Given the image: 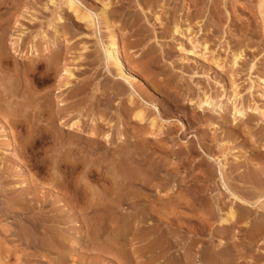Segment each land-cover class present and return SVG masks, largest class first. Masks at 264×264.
<instances>
[{"label": "rangeland", "instance_id": "374dc122", "mask_svg": "<svg viewBox=\"0 0 264 264\" xmlns=\"http://www.w3.org/2000/svg\"><path fill=\"white\" fill-rule=\"evenodd\" d=\"M80 1L83 3V6L85 8L93 11L96 26L95 29H91L85 26L84 27L82 26L80 29H78L73 25L72 21L69 19L63 22V26L64 25L66 26L64 28L65 29L69 28V31L64 29V31L66 32L68 31L66 37L64 38L68 39V41L65 42H67L66 45H68L70 49L69 51H67L66 48L63 47V49L61 50L62 59L60 60V69L58 71V74L61 72V69L67 65H69V67L72 68L76 67L77 69L78 68L80 69L82 67L84 69V72L82 68H81L82 70L79 69L78 70L76 69L77 71L75 70L77 79H73L74 80L73 88L76 89L81 87L82 85H85L87 90L85 89V91H83L82 94L80 93L79 95H75L73 89L65 91L64 95L59 94L60 91L57 90L58 88L57 86H59V83L61 82V80H63V77L61 75H58L54 71L48 70L45 67L36 71L34 75L31 76L29 75L28 78L34 81L33 84L36 89L37 100L42 101L47 94H49V97L54 98L56 103L57 101L59 102V100H64L63 102L67 103L65 104L67 105L69 113L71 114V116H73L71 120L77 119L79 115H82L83 116L82 121L88 122V125L86 126V130H85L87 132L89 131V125L91 123L90 119L91 117H93V114L96 113L95 111L97 107L101 105L100 107H102L103 109L102 104L99 101H96V99H98L99 97L103 98V96H105L104 93L107 89V86L115 89L117 87L115 83V77L109 74L100 64L102 62L100 61L101 54L98 53V49L100 48L101 41L105 35V30L99 17L102 7V0H80ZM109 1L112 2V7L110 8V11L116 17L115 26L118 29V31H120L122 37V47L124 49V52L126 53V55H128L131 64H133V67L136 70H138L140 76L142 75L141 76L142 78H144L145 76V81H147L148 86L145 84L146 83L145 82L143 83L144 87L142 85L138 88L140 95L146 101L150 103L151 102L156 103L157 106L159 105L158 107H160L159 108L160 112L158 113V111H155V113L157 115L159 114L160 118H163V120L167 121L166 123L167 128L170 126L171 128H174V130L176 128V132H174L175 135L173 134L171 136H166L167 137L166 141L168 142L167 143L165 141L167 148L168 149L172 148L173 150L176 151L180 147L185 149V145H188V143L189 144L193 143L195 146L197 145L196 147H198L199 148L198 150L200 151L198 152L199 154L196 155L195 159L193 157H187L184 160L185 156H183L184 158H182L180 156H176L173 154L172 156L164 157L167 165L169 163L170 166L169 165L168 166L173 168L171 169L168 168L167 166L168 169L166 168L165 170L160 171L159 172L160 174L157 173H156L157 175L150 174L152 175L153 183H156V186H158L160 182L162 183V180L165 177V175L169 174L171 171L172 173L174 172V174L176 173L178 175L177 182H179L185 177L190 179L189 175L191 174V172H193L194 169L196 173H201L200 169H202L203 170V172L201 173L202 177L207 176L206 172L208 168L209 167L212 168L213 166L211 167V165L206 163L207 162L206 150H204L203 152V149H200V144L203 146V142L200 139L201 137L200 134L203 130H206L208 132L211 131L209 133H212L214 137L216 136L215 138H217V142H215V146L223 145L225 146V149L228 150V151L226 150V155L228 157L227 161H224V158L222 157L219 158V160H221L224 163L229 162L228 167L230 166L229 167L230 169L234 168L237 163L242 164L243 172L236 171L235 173H237L238 175H242V174L245 175L247 173L253 174L254 171L258 174L264 172V167H263L264 165L262 163L264 161V151H263L264 150V116L262 118L256 117L255 114L257 115V113H255L254 114L255 118L251 122H246L244 124L241 123L240 124L241 128L239 130L235 129L233 124L234 123L233 112L235 108L234 105H238V107H242V106L246 107L247 105H248L247 107H251V108L253 106L259 107L260 109H262V111L260 110V113L264 114V4H263L264 0L263 1L262 0H192L193 1L192 3L190 0H155V2L149 3L150 5L144 4L143 0H128V1L109 0ZM14 2L13 0H5V3L0 5V18L4 19L5 17V19H7L6 24L9 25V26H7L6 24L4 25V27L6 28L8 27L7 30L5 29L6 46L8 47V49L12 48L13 42L19 37V33H22L23 40H22L21 53L23 54L26 53V50L28 52V48L29 45H31V41H34L35 44L36 43L39 44L40 38L34 39V37L41 31L47 30V26L50 23L51 19L53 18V15L57 11V8L52 6L50 10H44L43 5L47 3V0H21L20 8L15 9ZM6 3L7 4L9 3L10 5L9 4L6 5ZM13 9L14 11H11ZM158 12H160L159 14L163 15V17L162 15L160 16L161 19H163L162 20L163 24L165 23L163 26L153 25L155 21L153 19L154 14L152 13H158ZM174 12H176L175 13L176 15L174 14ZM173 15L175 16L174 19L177 18L178 20L177 21L175 19L178 22L177 24H179L180 26L182 25L184 27L183 29V27L181 26L183 30L186 29L185 27H187L186 24L188 23L191 24V30L188 33L186 32V34L184 33L182 36L174 35L175 37L173 36L172 32L171 33L166 32L168 35L164 33L165 29H167L171 25L173 21L171 17H173ZM8 18L11 19L8 21ZM188 19H190V21H187ZM136 21L138 24L136 23ZM135 23L137 26L135 25ZM166 25L167 28L165 27ZM172 26L173 24L170 27ZM163 27H165V29H163ZM138 31H140V34H138ZM169 33L172 36H170ZM139 38L141 39L142 44L141 42L135 43L136 41H138ZM203 38L207 39L206 40L208 43L207 45H209L210 51L212 53H210L207 58H204V61L203 59L199 60L197 58L196 60L192 56L193 54L192 55L191 53L189 54L188 51H190L193 48L194 42L195 43L197 41L203 42L200 40V39L203 40ZM240 42L244 44L243 49H246V53H245L246 56L243 57L244 62H241L240 65L238 66L239 72L236 69L237 67H235L238 73L235 76L234 75L236 73L234 71L235 69H233L230 62L232 59L231 58L232 54L237 50V44ZM28 43L30 44L28 45ZM134 43L139 44V46L134 45ZM83 45L87 47V50L85 49L86 51L82 49ZM182 45H184V48L186 49L187 52L181 51L179 49L181 48ZM198 50H200V48H198ZM80 54L84 55V57L83 55L81 57L82 61L79 60ZM16 57L18 58L17 60L18 62H16L15 59L11 57L4 60L3 68L6 71V77L10 76L12 78V83L18 84V88H19L23 86L25 82V75H24L25 66L23 65V63L27 64L30 58H28L27 56L20 57L17 55ZM217 57L218 59L220 58L221 60L217 61ZM145 64L149 67V68L147 67L149 71L148 70L145 71V69L143 70L142 67ZM155 82L158 83L157 85H159L160 83L161 89L164 93L162 91H161L162 93L160 92L161 89H158L156 87L157 85ZM233 83H235V85L238 86V91L241 92L240 97L238 98L236 104H235L236 101L233 100V98L231 100L230 99L228 100L230 94L235 88L234 87L235 85H233ZM151 84L155 85V87L153 88ZM109 87L108 89L111 90V88ZM97 88L100 90V92L99 91L97 92L98 98L94 97L95 90ZM115 89H113L112 91H114ZM109 90L108 92L113 93L112 91ZM17 91L19 90H16L14 92L16 93ZM203 91L208 95H210L212 98H214V102H213L214 105L212 104L213 107L210 106L209 109L206 108L208 112L206 111L205 117L207 118H204L206 120L208 119L210 120V118H212L211 119L212 121L210 120L209 125L208 123L206 125V122H202L192 126L191 125L193 121L192 115L194 111L198 110L200 111V113H202V111L198 108V104H199V100L203 96ZM117 92L118 91L116 90L114 93ZM165 93H167V96H170L171 99H169V97H167ZM140 95H139V99H141ZM14 96L11 95L6 96L8 97V99L11 100L12 105L15 100ZM125 96L126 95L124 94L122 95L120 94L117 98H114L113 102H115V104L112 103L111 114L114 117L113 116L111 117L113 123H116V125H119L121 123L118 116L123 113L122 107L124 102L122 98H124ZM171 100L173 101L178 100L179 103L177 105H173L172 103H170ZM223 104L226 107H228L227 116L229 119L226 123H224L222 119L219 118L220 112L217 111L218 105H223ZM186 106L188 108H186ZM149 109L151 110L150 107ZM35 111H36L35 112L36 115L40 114L39 110L36 109ZM42 116L44 119L43 124H46L48 114L43 113ZM59 123L60 122H58V125L60 126ZM13 124L14 125L12 126H14L16 133V141L14 142L13 145L14 154L12 156H9L10 160H7L9 161L8 163H6L7 162L6 160H4L2 161L1 164L0 161V168L2 167L3 169V171L0 174L2 175L0 176L1 178L0 187L2 184L5 185L6 182H9L10 186L7 185V190H10L9 191L10 197L19 196L20 198L24 199L23 200L24 202H28V201L26 199L27 198L26 195L23 194V190L30 186H32L31 187L32 189H35L34 192H36V196L38 195L37 198H40L44 195H49L48 203L47 202L43 203L41 200L36 203L35 202L30 203L34 207V211H35L34 214H37L36 217L38 219L37 218L36 219L40 221L37 223L39 226L42 225L41 226L42 228H44L45 225L44 220L48 219V217L50 218L52 217L54 220V224L52 227L53 229L59 232H64L65 230V232L67 233L68 231H71V230L66 231L67 227H69V225L66 222L67 220L68 221L72 220L73 222L79 221V223L84 224L83 225L85 226L84 231L88 232L89 227L87 221L92 219L91 217L93 216V213H90L89 211L86 210V207L88 206L86 202H88L89 198L88 197H85V199L84 197H81L80 199H78L77 197L75 198L73 194V190L75 189L76 184H78L79 186H84L85 189L87 188L86 191H88L89 193H93L95 195V199L99 195V197H101V199L103 200V203H106L110 200L116 201L118 199L117 198L118 195H120L121 193L120 189L123 187V185L120 188L117 187V191L115 190V194L112 195L113 197L109 194L108 190L112 188V184H111L112 175H116L118 181L121 180L120 178H118L115 167L112 166V164L109 165L110 163L109 161H111L112 156L115 152L116 154L118 152H121L120 148H118L115 145L110 146L102 137H99L98 139L96 138L97 140L96 139L95 140L97 141V145H94L92 141L86 139L87 136L89 135L85 133L83 134L84 139L82 138L78 142L75 140V137L73 135H69L68 133L69 131L64 130L65 131L64 133L59 132V134L49 135L45 142L37 144L32 148H30L28 151H26L24 153L26 156L24 157L22 150H23L24 138L26 136V130L23 127V125L20 123L13 122ZM183 126L184 128L187 129L186 134H183L181 131L179 132L180 128ZM115 132L116 130H114V133ZM166 137H164V139ZM70 140L74 141V143L70 145L72 147L70 149L77 152L76 154L77 158L83 157L85 158L86 162H91V164L94 162L96 165L99 164V166L100 165L101 166L98 169L93 167L94 172L90 173L87 171L88 165L86 166L84 162H80L78 166L77 165L68 166V167L62 166L61 171H59L57 166L59 164L60 157L63 154H66L67 149H69L68 143ZM215 146L214 149H216L215 151L218 153L219 148ZM253 147H255V151L257 150L256 152L255 151L253 152ZM123 150L126 151V149ZM19 152L22 153L21 156H18ZM173 152L171 151V153ZM3 154H6L5 150ZM6 159L8 158L6 157ZM236 159H238V161H236ZM199 160H201L204 163L202 162L198 163ZM16 162L18 163V165L21 164L24 165L26 168L27 167L31 168V169L29 168L30 170L27 168L29 170L30 173L29 176L31 178V183H29L30 185L29 184L26 185L22 183L24 177H21L19 175V169L17 168L18 165ZM197 164L198 166L195 167V165ZM32 165H34V167ZM206 165L208 166L206 167ZM8 167L10 168L9 173H11L13 177L9 178V181H6L5 180L6 176L10 175L9 173H7V171L9 170ZM144 167L146 168L147 165H145ZM169 169L171 171H169ZM213 169L214 170L216 169V175L214 176L215 178L213 180H216L218 182L216 183L217 185L214 184L212 185L213 189L211 188V192H210L211 196H207V197L208 198L211 197L214 200V198H217L220 195L226 197V199L227 196H229L232 199L228 201H230V203L234 202L233 197H231L230 194H228V191L224 190L223 187L221 188V180L219 176H217V170L219 169V164L214 163ZM230 169L229 171H231ZM53 170H54V174H53ZM56 170L58 171V173ZM112 170L114 171L112 172ZM53 175L54 176L57 175L60 178L65 179L68 182L69 190L66 188H62L56 184H53L52 183ZM236 183L237 182H233L232 184H236ZM188 184L189 183H187V185L181 184L178 188V194L176 193L174 196L177 195L176 197H178V195L182 192V190L183 191L186 190V188L190 185ZM238 184L241 185V183L239 182ZM157 189L158 190L155 189V194L152 195L150 199L152 201L154 200L153 202L155 203V206L158 208L160 206L159 199H164V200H166V198L168 199V196L166 195L169 192L168 191L169 187L167 186L164 189H162L161 190L162 193H159L160 188ZM96 190L99 192L97 193ZM250 190H252V188H250ZM118 192L120 193L117 195ZM127 202H125L122 208L119 210V213H123V215L125 216V221L123 219H120L121 218L120 216L118 217L120 221L119 222L120 225H118L119 229H122L123 225H125L127 221L131 220L132 217L130 216H132V214L136 210L134 206L135 205L134 201L132 202V200H129ZM261 202L264 204V196L261 199ZM2 205H3V200L0 198V208L2 207ZM202 209L203 207L199 205L198 209H196L198 212L197 211L196 212L197 215L199 214V216L205 218L207 217L206 214H204L206 213L205 211L206 209L203 210ZM62 211L67 213V216L62 217L63 216L62 213H64ZM178 212H177L178 214L175 215V217L176 216L177 217L174 218V221H180L181 219L180 218L181 215H179L180 211ZM18 217L19 215L16 216V214L14 215L13 213H11V215L4 216L1 218L0 225L4 226V228L12 229L9 235L10 245L20 246L19 244L22 241L21 239H17L18 237L16 236L17 226L14 223H16ZM168 217L171 218L174 217V215L171 216L169 215ZM181 220H184L182 221L183 223L187 222V224L192 225L190 222L188 223V221H186L183 218ZM247 221L248 223L244 224V226L236 225L233 228L234 230L232 229L230 231L232 236L231 235L226 236L227 238H225V236L222 237L216 236L214 237L213 241L209 239V235H208L209 229L206 228V230L208 231L207 232L205 230L206 234L201 232L203 230L200 229L201 228L203 229V227L200 228V226H198L199 225L198 222H192L195 225L198 223L196 226L193 225V227L187 226V224L183 226V224L180 223L181 221L177 222L180 225L182 224L183 228L187 226V228L186 227L184 228L186 230L188 228L190 229L192 228L190 231H193L196 228V230L198 229V231L201 232V234L200 232L199 233L197 232L196 235H191V237L190 235L188 236L187 233L178 232L172 234V230H173L172 226H166L164 227V230L166 235L169 236L171 234L170 235L171 237L175 236L176 239L174 238L173 240L176 241V249L179 248L180 251L182 252L183 259L185 258L184 260L185 264H196L193 263L195 256H197V260L199 264H206L211 250H213L214 252L217 246H220V248L224 245L229 247L230 243L231 246L228 249L233 250L234 248L233 252L235 250H238L240 252L239 256H241L243 252L242 250L248 247L250 234L254 232L259 222L264 221V214L262 211L256 213L253 208V214L249 219L246 220V222ZM211 223L213 225L210 226V229L215 234L220 230L219 224L217 223V218L213 217ZM102 225L103 228L107 230L101 235V237L99 238V242L101 241L100 243L104 244L106 243V241L108 242L113 238V234L111 233L112 224H110L109 222L108 223L104 222L102 223ZM118 226L116 227L117 231H119ZM230 236L232 239L231 238L228 239V237ZM130 237H132V234H130ZM192 238L193 241H196L193 242L194 244L191 243ZM234 240L235 242L233 245L232 242ZM136 241L137 243H135ZM76 243H77V236L74 237L72 241L68 242V246L66 247L70 255L69 260L71 264H99L103 261L106 262V259L108 261L106 263L103 262V264H111L110 262L112 263L115 262L114 264H124V263H117L108 256L106 257L107 254H105L104 252H100V251H99L100 253L91 252V251L88 252L92 246L91 245L92 241L88 239L86 240V242L81 243L79 245H76ZM121 243H124V240H121ZM195 243L197 244L196 247H195ZM143 244L144 243L135 240L133 241L132 245L128 244L126 247L128 248L131 247V251H135V248L139 249ZM197 246H199V248ZM263 246H264V238H259L258 240H256L255 243L253 244V247L251 248L252 253L250 251L249 255L247 256L248 258L246 259L249 262L245 261L243 263L264 264V254L260 255L262 258H260L258 262L254 263L255 261L253 260L256 255L261 254V250H263ZM20 248L22 249L20 251L21 252L20 254L24 256V258L21 261L22 264H47V263L49 264L50 257L52 258L57 257L56 254L44 256L42 255L43 252H40L41 250L39 251L38 254L37 251H34L32 247L26 244L23 245V247L20 246ZM229 251L231 254H233L231 250ZM25 255L28 256L27 260L25 259L26 258ZM146 256H143L141 255V253L138 252L137 259H136V255L133 257V264H136L137 262L138 263L140 262L139 264H142L143 262L146 263L148 260ZM205 256H206V260H205ZM186 259L189 262L186 261ZM11 263L17 264V258L12 259Z\"/></svg>", "mask_w": 264, "mask_h": 264}, {"label": "bare ground", "instance_id": "6f19581e", "mask_svg": "<svg viewBox=\"0 0 264 264\" xmlns=\"http://www.w3.org/2000/svg\"><path fill=\"white\" fill-rule=\"evenodd\" d=\"M190 1L191 3L193 2L192 0ZM13 2L15 3V9L20 8L21 0H13ZM151 2L153 3L155 2V0H143V3L146 5ZM4 3H5V0H0V5ZM8 4L6 3V5ZM52 6L57 8V11L53 15V18L51 19L50 23L48 24L47 30L41 31L34 37V39L40 38L39 44L37 43L35 44L34 41H31V45H29L30 43H28L29 45L28 52L26 50V53H23V54L21 53L22 40H23L22 33H19V37L13 42L12 48L8 49V47L6 46V39H5L6 38L5 29L7 30L8 27L7 28L4 27V25L7 23V19H5V17L4 19L0 18V20L2 19L0 22V74H2L4 77V79H0V161H1V164H2V161L4 160L6 161L10 160L9 156H12L14 154L13 145H14V142L16 141V133H15L14 126H12L14 125L13 122L22 124L26 130V136L24 138V144H23V150H22L23 154L26 151H28L30 148H32L33 146L45 142L49 135L59 134V132L64 133L65 132L64 130H67L69 131L68 132L69 135H73L75 137V140L79 142L80 139L82 138L84 139L83 134L85 133L89 135L87 136L86 139L92 141L94 145H97L96 140L99 137H102L110 146L115 145L118 148H120L121 152H118L117 154L115 152L113 154L111 161H109L110 162L109 165L112 164V166L115 167L118 178H120L121 180L118 181L116 175H112V178H111L112 188H110L108 192L112 196L115 194V190L117 191V187L120 188L122 187V185L123 187L120 189L121 193L120 192L117 193V195L119 193L120 195H118L117 197L118 199L116 201L107 200L108 202L103 203V200L101 199V197H99V195L95 199V195L93 193H89L88 191H86L87 188L85 189L84 186H79L78 184H76V187L73 190V194L75 198L77 197L78 199H80L81 197H84L85 199V197H88L89 198L88 202H86L88 206L86 207V210L89 211L90 213H93V216L91 217L92 219L87 221L88 227H89L88 232L84 231L85 226H83L84 224L79 223V221L73 222L72 220L71 221L67 220L66 222L69 225V227H67L66 231L68 230H71V231H68L69 233L68 232L66 233L65 230L64 232H59L53 229L52 226L54 224V220L52 217L51 218L48 217V219L44 220V223H45L44 228L41 227L42 225L39 226L37 223L40 221L37 220L38 219L36 217L37 214H34L35 212L34 207L30 203L31 202L36 203L40 200L43 203L44 202L48 203L49 195H44L40 198H37L38 195L36 196V192H34L35 189H32L31 188L32 186L27 187L23 190V194L26 195L27 197L26 199L29 202L28 204V202H24L23 201L24 199L20 198L19 196L10 197V192H9L10 190H7V185H9V182H6L5 185L2 184L0 187V198L3 200V205L0 208V222H1L2 217L11 215V213H13L14 215L16 214V216L19 215L16 223L14 224H16L17 226V234H16V236L18 237L17 239L22 240L21 243L19 244L20 246L23 247V245L26 244L32 247L34 251H37L38 254H39V251L41 250L40 252H43L42 255L44 256L56 254L57 255L56 258L50 257L49 264H71L69 260L70 255L66 247L68 246V242L72 241V239L77 236L76 245L84 243L88 239L92 241V244H91L92 246L90 245L91 248L89 249L88 252L90 251L91 252H99V251L104 252L105 254H107L106 257L108 256L109 258L113 259L117 263L133 264V257L136 255V259H137V253L139 252L143 256L147 255L146 257L148 260L146 263L143 262L144 264H185L184 263L185 258L183 259L182 252L180 251L179 248L176 249V241L173 240L175 236L171 237L170 236L171 234L169 236L166 235L164 227L172 226L173 227L172 234L178 233V232L187 233V235L188 236L190 235L191 237V235H196L197 232L198 233L200 232L198 231V229L196 230L195 228V226L199 223L198 226H200V228L203 227V229L202 228L200 229L197 226L200 230H203L201 232L205 233L206 228L209 229V232L207 230L206 231L208 232L209 239L213 241L214 237L216 236H220V237L225 236V238H227L226 236L231 235L230 231L236 225L244 226V224L248 223L249 220L247 222L246 220L249 219L251 215L253 214V208L256 213L262 211L264 214V204L261 202V199L264 196V172L258 174L254 171L253 174L247 173L245 175L243 174L238 175L237 173H235L236 171L243 172L242 164L237 163L234 168L230 169L229 168L230 166L228 167L229 162L224 163L221 160H219V158L222 157L224 158V161H227L228 159L226 155L227 149H225V146L223 145L215 146V142H217V138H215L216 136L214 137L212 133H209L211 131L208 132L206 130H203L201 132L200 139L203 142V146L200 144V149H203V152L204 150H206V160H207L206 163L211 165V167L212 166L214 167V163L219 164V169L217 170V176H219L221 180V188L223 187L224 190L228 191V194H230V196L233 197L234 202L230 203V201H228L232 199L229 196H227V199H226V197H223L220 195L219 197L214 198V200L211 197L209 198L207 197V196H211L210 192H211L212 185L213 184L217 185L216 183L218 182L216 180H213L215 178L214 176L216 175V169L214 170L213 167L208 168L206 172L207 174L206 177L204 176L202 177L201 175V173L203 172L202 169H200L201 173H196L194 169L193 172H191V174L189 175L190 179L185 177L179 182H177L178 175L176 173L175 175L174 172L172 173V171L169 169V171L171 172L165 175V177L162 180V183L160 182L158 186H156V183H153L152 175L156 173L160 174L159 172L162 170H165L167 166L169 165V163L167 165L164 157L172 156L173 154L176 156H180L182 158H184L183 156H185L184 160L187 157H193L195 159L196 155H198L199 154L198 152L200 151L198 150L199 148L196 147L197 145L195 146L193 143H190V144L188 143V145H185V149L181 147L178 148L177 149L178 151L177 150L175 151L172 148H170L171 150L167 148L166 146L167 137L166 136L173 135L174 132H176V128L175 130L174 128H171V126L167 128L166 127L167 121L163 120V118L159 117V114L157 115L155 113V111H158V113L160 112L159 110L160 107H158L159 105L157 106L156 103H152V102L150 103L146 101L140 95L138 88L142 85L144 87L143 83L145 82H146L145 84L147 85V81H145V76L144 78L141 77L142 75L140 76L138 70H136L133 67V64H131L128 55H126V53L124 52V49L122 47V37H121L120 31H118V29L115 26L116 17L110 11V8L112 7L111 1L102 0V7H101V12L99 14V17H100L101 23L103 24L105 35L101 41L100 48L98 49V53L101 54L100 61L102 62L100 64L109 74L115 77V83H116L117 88L115 89V88H111L107 86V89L108 87L111 88V90L108 89L109 91H112L113 89L115 90L112 91L113 93L108 92L107 89L106 91L104 90L105 93L104 91L103 93L105 94V96H103V98L101 97L98 98L97 92L98 91L100 92V90L98 88L95 90L94 97L98 98L96 99V101H99L102 104L103 109L102 107H100L101 105L98 104L99 106L97 107L95 111L96 113H94L93 117H91L90 119L91 123L89 125V131L87 132L85 131L86 126L88 125V122L85 121L86 122L85 123L84 121H82V117H83L82 115H79L77 119L71 120L73 116H71V114L69 113L67 105H66L67 103L65 102L66 103L65 104L63 102L64 100H59V102L57 101L56 103L54 98L49 97V94H47L43 100L41 99L42 101L37 100L36 89L33 84L34 81L29 79L28 76L34 75L36 71L44 67L58 74V71L60 69V60L62 59L61 50L63 49V47L66 48L67 51H69L70 49L69 46L66 45L67 42H65V41H68V39L64 38L66 37L67 32L69 31V28L65 29L64 27L66 26L65 25L63 26V22L69 19L72 21L73 25L78 29H80L82 26L95 29V26H96L93 11L85 8L83 6V3L80 0H59V1L58 0H47V3L43 5V9L50 10ZM156 8H157V5H156ZM11 11H14V9ZM176 12H174V14ZM159 13L160 12L152 13L154 14V18H153L155 21L153 23L154 26H163L165 24V23L163 24L162 22L163 19H161L160 17L162 14H159ZM174 17H175L174 15L173 17H171L173 20L172 23L170 22L171 25L173 24L172 27H170L171 25L168 28L166 25L165 27L167 29L163 27V29H165L164 33L172 32L173 36L174 35L182 36L184 33L186 34V32L188 33L191 30L190 23H188L189 25L186 24L187 27H185L186 29L183 30L184 27L181 25L183 27L182 29V27L179 24H177L178 23L177 18H175L177 20L176 21ZM10 19L8 18V21ZM187 21H190V19H188ZM64 29L68 31L66 32L64 31ZM138 34H140V31H138ZM170 36L172 35L170 34ZM200 40L203 42H199V41H197L196 43L194 42L193 48L188 52L189 54L191 53V55L193 54L192 56L195 59L196 58L199 60L203 59L204 61V58H207L208 55L212 52L210 51L209 45H207L208 44L206 41L207 39L203 38V40L202 39ZM137 42L140 43L141 39L139 38L138 41H136L135 43ZM135 43L134 45L139 46V44H135ZM64 44L66 47L64 46ZM198 48H200V50H198ZM243 48H244V44L241 42L238 43L237 50L233 52L232 57H231L232 59L230 63L233 69L237 67L236 68L237 71H238V66L240 65V63L244 62L243 57L246 56L245 54L246 49H243ZM82 49L86 51L87 47L83 45ZM179 49L181 51H186V49L184 48V45H182L181 48ZM16 55L20 57L27 56L28 58H30L27 64L23 63V65L25 66L24 68L25 82L23 86L19 84L22 88L21 87L18 88V84L16 83L11 82L9 84L6 82V78H7L6 71L3 68L4 67L3 61L10 57L14 58L15 61L18 62L17 61L18 58L16 57ZM82 55L80 54L79 56V60L81 61H82V58H81ZM219 60L221 59L220 58L218 59L217 57V61ZM147 67L148 66L145 64L142 68L143 70L145 69V71H147L149 68ZM81 68L80 69L78 68V69L82 70L83 68L82 69ZM76 69H77L76 67L72 68V67H69V65L61 69V72L58 75H61L63 77V80H61V82L59 83V86H57L58 87L57 90L60 91L59 94L64 95L65 91L71 90V89L74 90L75 95H79L80 93L82 94V92L85 91L86 89L85 85H82L81 87L76 88V89L73 88V81H74L73 79H77V75L75 74ZM236 69L234 70L236 72L234 74L235 76L236 74H238ZM83 72H84V69H83ZM235 83H233V85H235ZM153 84L151 85L154 88L155 85ZM157 84L158 83H156V85ZM156 87L158 89H161L160 83ZM234 87H233L234 89L232 93L230 94L228 100L229 99L231 100L233 98V100L236 101L235 102L236 104L238 98L240 97L241 92L238 91L237 85H235ZM16 90H19V91L15 93L14 91ZM116 90L118 92L114 93ZM161 91L162 89L160 90V92ZM120 94L121 95L124 94L126 96L122 98L124 102L123 107H122L123 113L118 116L121 123L119 125H116V123H113L112 121L111 116L113 115L111 114V109H112V103L115 104V102H113L114 98H117ZM165 94L167 96V93ZM7 95H11V96L15 95L14 96L15 100L13 102V105L11 104V100L8 99V97H6ZM139 95L141 96V99H139ZM167 97L171 99L170 96H167ZM213 102H214V98H212L210 95H208L207 93L203 91V96L199 100V104H198V108L202 111L203 114L200 113V111L198 110L194 111L192 115L193 116V121L191 124L192 126H194L195 124L202 123V122H206V125L207 123L208 125L210 124V120L212 118H210V120L209 119L206 120L204 118H207L205 117V114L207 111L206 108L209 109V107L212 106ZM170 103H172L173 105H177L179 102L178 100L177 101L171 100ZM234 106L235 108L233 112V116H234L233 124H234V128L237 130L241 128L240 127L241 123L244 124L246 122H251L255 118L254 117L255 113H257L258 115L257 116L255 114L256 117L262 118L264 116V114L260 113V110L262 111V109H260L259 107L253 106L254 108L253 107L251 108V107H247L248 105L246 107L244 106L238 107V105H234ZM149 107L151 108V110L149 109ZM186 108L188 107L186 106ZM227 108L228 107H226L224 104L218 105L217 111L220 112L219 118H221L224 123H226L229 119L227 116ZM36 109L40 111L39 115L35 114ZM43 113L48 114L46 124H43V121H44L43 116H42ZM58 122H60L59 123L60 126L58 125ZM206 128H209V127H206ZM114 130H116L115 133H114ZM180 131L183 134L187 133V129L184 128V126L180 128L179 132ZM164 137L166 138L164 139ZM73 143L74 141L70 140L68 143L69 149H67L66 154H63L61 157L59 156L60 160L57 166L59 171H61L62 166H66V167L75 166V165L78 166L80 162H84L86 166L88 165L87 171L90 173L94 172L93 167L98 169L101 166V165L99 166V164L96 165L94 162L92 164L91 162H86L85 158L83 157L77 158L76 157L77 152L70 149L72 148L70 145H72ZM214 146L219 148V151L217 150L218 153L215 151L216 149H214ZM123 149H126V151H124ZM4 150L6 154H3ZM171 151L172 152L174 151V152L171 153ZM254 151H255V147H253V152ZM21 155L22 153L19 152L18 156H21ZM25 156L26 155L24 154V157ZM6 157L8 159H6ZM236 161H238V159H236ZM8 162L9 161H7L6 163ZM201 162L202 161L199 160L198 163H201ZM262 163L264 165V161ZM145 165H147L146 168L144 167ZM32 166L34 167V165ZM169 166L168 168H171ZM197 166L198 164L195 165V167ZM207 166L208 165H206V167ZM17 168L19 169V175L21 177H24V180L22 181V183L26 185L31 183V178L29 176L30 174L29 170L31 168L27 167L28 169L30 168L28 170L24 165H21V164L18 165ZM8 169L9 170L7 171V173H9L10 171L9 167ZM229 169L231 171H229ZM2 171L3 169L1 167L0 174ZM113 171L114 170H112V172ZM9 174L10 175L6 176V179H5L6 181H9V178L13 177L11 173ZM53 174H54V170H53ZM232 181L237 182V183L232 184L233 183ZM238 182L241 183V185H239ZM52 183L62 188H66V189H68L69 187L68 182L65 179L60 178L57 175L52 176ZM187 183H189L190 185L188 184L189 186L186 188V190L184 191L182 190V192L178 195V197H176L177 195L174 196L176 193L178 194L179 186L181 184L187 185ZM167 186L169 187V190H168L169 192L166 195L168 196V199L166 197H165L166 200L159 199L160 206L157 208L155 206V203L153 202L154 200L152 201L150 198L152 195L155 194V189L158 190L157 188H160L159 193H162L161 190ZM250 188H252V190H250ZM98 192L99 191H97V193ZM129 200H132V202L134 201V204H135L134 206L136 210L132 214V216H130L132 217L131 220L127 221L125 225H123L122 229H119L118 225H120L119 224L120 221L118 217L120 216L121 217L120 219H123L125 221V216L123 215V213H119V210L122 208L123 204ZM199 205L203 207V209H206L205 210L206 213H204L207 216L205 217L206 219L202 216H199V214L197 215L198 211L196 209H198ZM178 211H180L179 215H181V217L179 215L178 216L181 219L183 218L186 221H188V223L190 222L192 225L187 224V222L183 223L182 221L184 220H181V219H180L181 222L174 221V218L177 217V216L175 217V215L179 213ZM62 214H63L62 217L67 216V213L65 212ZM169 215L170 216L174 215V217L170 218L168 217ZM213 217L217 218V223L219 224V227H220V230L215 234L210 229V226L213 225L211 223V220ZM104 222H107V223L109 222L110 224H112L111 233L113 234V238L109 240L108 242L106 241V243L101 244L100 243L101 241L99 242V238L107 230L103 228L102 223ZM177 222L182 223L183 226L187 224V226H191V227L195 225L192 222H198V223L194 226L195 229L193 228L195 231L194 230L190 231L192 228L191 229L188 228L186 230L184 228L185 227L187 228V226L183 228L182 224L180 225ZM117 226H118L119 231H117V228H116ZM11 230H12L11 228H4V226L0 225V264H12L11 261L14 258H17V264H22L21 261L24 258V256L20 254L21 253L20 251L22 250L20 246L9 244L10 242L9 235L11 233ZM130 234H132V237H130ZM231 236L228 237V239L231 238ZM259 238H264V221L259 222L254 232L250 234V240L248 242V247L242 250L243 252L241 256H239L240 252L238 250H235L234 251L235 254H234L233 252L234 248L233 250L228 249L231 246L230 245L231 243L229 244L228 242L229 247L224 245L220 248V246H217L214 252L213 250H211L206 264H245L243 262L248 261L246 260L248 258L247 256L249 255L251 248L253 247V244ZM121 240H124V243H121ZM135 240H138L139 242L144 243V244L139 249L135 248V251H131V247L128 248L126 246L128 244L132 245L133 241ZM191 240H192L191 243L196 242V241H193V238ZM234 242L235 240L232 242L233 245H234ZM135 243H137V241ZM196 245L197 244L195 243V247ZM197 247L199 248V246ZM229 250H231L233 254H231ZM262 254H264V246H263V250H261V254H258L256 256L254 255L255 258L253 256L254 258L253 260L255 261L253 262L254 263L258 262L260 258H262L260 256ZM25 257H26L25 259L27 260L28 256L25 255ZM205 260H206V256H205ZM107 261L108 260L106 259V262ZM186 261L188 260L186 259ZM103 262L99 264H103ZM110 263L114 264L115 262L114 263L110 262ZM139 263L137 262L136 264H139ZM193 263L199 264L197 260V256L194 257Z\"/></svg>", "mask_w": 264, "mask_h": 264}, {"label": "clouds", "instance_id": "9594fccd", "mask_svg": "<svg viewBox=\"0 0 264 264\" xmlns=\"http://www.w3.org/2000/svg\"><path fill=\"white\" fill-rule=\"evenodd\" d=\"M0 79H4V77H3L2 74H0ZM6 82L10 84V83L12 82V78H11L10 76L7 77V78H6Z\"/></svg>", "mask_w": 264, "mask_h": 264}]
</instances>
